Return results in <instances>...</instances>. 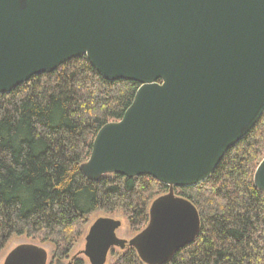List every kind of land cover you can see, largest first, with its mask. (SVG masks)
I'll list each match as a JSON object with an SVG mask.
<instances>
[{
	"label": "water",
	"instance_id": "1",
	"mask_svg": "<svg viewBox=\"0 0 264 264\" xmlns=\"http://www.w3.org/2000/svg\"><path fill=\"white\" fill-rule=\"evenodd\" d=\"M87 56L106 79L140 83L120 120L97 133L83 175H150L168 184L145 228L98 217L85 236L91 264L134 246L164 264L200 231L196 205L175 192L207 180L264 113V0H0V93ZM254 180L264 191V157ZM21 243L3 264H47ZM68 264H73L71 260Z\"/></svg>",
	"mask_w": 264,
	"mask_h": 264
},
{
	"label": "trees",
	"instance_id": "2",
	"mask_svg": "<svg viewBox=\"0 0 264 264\" xmlns=\"http://www.w3.org/2000/svg\"><path fill=\"white\" fill-rule=\"evenodd\" d=\"M139 86L106 79L82 56L0 93V250L13 235H40L64 258L81 234L76 228L99 208L121 209L135 231L146 227L168 184L115 173L90 181L80 168L99 130L123 117ZM263 157L264 113L207 180L175 187L196 205L201 226L164 264H264V191L254 180ZM123 250L111 249L110 264H148L134 246Z\"/></svg>",
	"mask_w": 264,
	"mask_h": 264
},
{
	"label": "rangeland",
	"instance_id": "3",
	"mask_svg": "<svg viewBox=\"0 0 264 264\" xmlns=\"http://www.w3.org/2000/svg\"><path fill=\"white\" fill-rule=\"evenodd\" d=\"M100 216H109V217L121 219L122 226L117 230V234L122 238L130 239L138 233V231H135V229L131 227L127 215L121 209L115 210L113 212H109L106 211L105 209L99 208L93 211L92 213H90L86 217L83 224L79 225V227L76 228L75 231L78 232L80 230L81 234L78 236L77 240L73 243L71 250L64 258H60L56 255L58 249L53 241L44 240L43 236L40 235L29 236L27 234H22V235H13L12 237H10L9 240L6 242L5 246L0 250V264L4 263L6 256L10 251L21 243H35L45 247L48 251L47 264H68V262H70L71 260L73 261V264H77L75 263L77 259H83L84 264H91L88 257L83 253L86 243L85 236L91 224ZM113 248L115 252L114 256L119 255L124 251L120 247H113ZM114 256L111 255L109 252L106 264H110Z\"/></svg>",
	"mask_w": 264,
	"mask_h": 264
}]
</instances>
